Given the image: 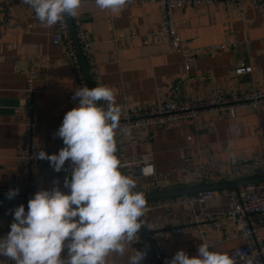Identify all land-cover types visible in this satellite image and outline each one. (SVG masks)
Returning <instances> with one entry per match:
<instances>
[{
  "label": "crops",
  "instance_id": "1",
  "mask_svg": "<svg viewBox=\"0 0 264 264\" xmlns=\"http://www.w3.org/2000/svg\"><path fill=\"white\" fill-rule=\"evenodd\" d=\"M228 1L227 6L188 5L170 13L172 25L178 30L185 49L221 47L195 58L188 72L179 55L167 52L157 5H125L113 12L101 10L96 3H82L77 16L83 19L94 43L93 56L100 82L113 89L117 104L123 109L121 116L154 111L166 100L236 98L255 91L264 94L263 12L253 7L259 0H244L241 7L234 5L236 0ZM0 5L5 8L0 13V24L5 30L0 38V187L23 189L24 170L14 158L26 120L24 103L28 69L35 64L41 67L39 78L32 83L36 155L41 149L49 155L58 154L64 147L63 140L53 138V133L68 112V92L77 88V81L64 57V48L52 44L54 26L48 28L33 19V10L22 0H13L11 5L0 0ZM242 67L249 68V72L236 74ZM206 73L211 75V81L206 80ZM77 104L78 100H75L73 108ZM147 133L153 136L150 144L138 145L136 142ZM115 137L119 144L126 146L121 154L122 162L131 163L146 155L151 157V163L131 168L135 175L146 177L137 182L135 191L144 193L145 187L153 185L152 174H168L158 181L163 186L182 180V186L166 189V192L229 184L246 179L196 185L189 177L174 171L184 165L186 159L192 160L191 165H197L260 155L264 103L256 109L216 111L170 126L150 127L147 131L133 128L130 134L121 131ZM65 177L66 163L60 172L54 171L48 160L35 164L34 180L47 189L58 180L64 192L67 190ZM219 191L222 190L213 191L216 196L206 202L204 211L215 213L226 209L227 199L218 195ZM192 216L193 212L185 207L152 211L142 229L147 233L177 226L188 222ZM9 231L10 224L0 217V237ZM225 236V241L217 245H213L217 238L214 232L203 239L192 231L158 242L164 246L167 256L180 249L195 256L201 243L208 244L210 251L220 252L242 245L233 230L226 229ZM261 237L264 240V232ZM133 250L132 245H126L125 256L110 254L107 264H126ZM0 260L6 258L0 257Z\"/></svg>",
  "mask_w": 264,
  "mask_h": 264
},
{
  "label": "clouds",
  "instance_id": "2",
  "mask_svg": "<svg viewBox=\"0 0 264 264\" xmlns=\"http://www.w3.org/2000/svg\"><path fill=\"white\" fill-rule=\"evenodd\" d=\"M129 0H95L101 10L122 9ZM36 18L51 28L63 24L65 17H76L82 0H22ZM73 100L78 104L68 111L53 138H61L64 147L58 154L40 150L36 159L48 160L56 172L70 162L71 179L65 177L66 194L53 181L51 189L38 190L28 201V210L20 204L6 236L0 237V264H107V257H124L126 245L139 242L146 198L135 191L136 181L119 170L116 156V130L121 128L123 112L116 95L108 86L76 88ZM103 101L106 107L99 102ZM19 189H10L13 199ZM201 243L195 256L178 250L165 264H237L227 253L210 251ZM62 252L66 255L62 257ZM147 250H133L126 264H142Z\"/></svg>",
  "mask_w": 264,
  "mask_h": 264
},
{
  "label": "built area",
  "instance_id": "3",
  "mask_svg": "<svg viewBox=\"0 0 264 264\" xmlns=\"http://www.w3.org/2000/svg\"><path fill=\"white\" fill-rule=\"evenodd\" d=\"M9 5L13 0H5ZM82 3H95V0H82ZM228 0H129L126 6H136L144 4L157 5L160 10L162 31L161 36L167 47L169 54L179 55L183 61L186 71L190 69V63L201 55H207L221 49L219 46L206 47L202 49H185L184 43L178 36V30L173 27L170 13L188 5H215L227 6ZM244 0H236L234 5L237 7L243 6ZM254 8H259L263 12L264 20V0H259L253 5ZM5 8L0 5V13H3ZM32 18L39 21L33 11ZM71 26L74 32V38L78 45L79 52L83 62L87 67L88 77L92 88L102 85L98 75V67L93 56L94 43L92 42L88 31L84 27L83 19L79 16L69 17ZM3 24V23H2ZM52 35V44L64 48V57L69 63L70 69L76 74L77 88L87 86V81L82 72L81 64L77 52L74 48L66 21L63 24L57 23L54 26ZM5 30L0 24V38L4 36ZM40 66L35 64L29 67L27 84L25 89L26 99L24 110L26 120L22 132L21 144L15 155V161L24 170V188L17 187H0V198H7V193L10 189H19V194L14 198L31 199L35 193L41 188H45L41 183L34 180V167L40 159H36L35 153V132L36 126L33 122L35 102L32 83L39 78ZM249 68H240L236 74L240 75L249 72ZM207 81H211V75L205 74ZM75 91V90H74ZM74 91L68 92V111L73 109L72 99ZM101 106L106 107V104L101 101ZM264 103V94L260 91H255L250 94L241 95L236 98L218 97L215 96L206 101H184L176 102L166 100L156 110L143 113L127 114L121 116L120 125L124 129L137 128L138 130H148L150 127H164L176 124L184 120H192L198 115L208 114L216 111H223L236 108H252L256 109ZM121 132V129H117ZM153 136L149 133L143 139L136 142L140 146H148ZM116 156L121 161L120 171L124 175L130 176L136 181L145 180L146 177L135 175L131 168L135 165H144L151 163L150 155H146L142 159L131 163L122 162L121 154L125 149L124 144H119L116 140ZM192 160L186 159L185 164L177 167L174 172H178L189 177L196 185H207L213 181L222 183L225 181L239 179H255L264 177V137H262V152L260 155H252L249 157H233L227 161L205 162L197 165H191ZM70 162L66 161V176L71 178ZM168 174H152L151 179L154 184L144 188V194H161L166 192V189L182 186L183 182L175 181L173 184L163 186L158 183L159 179L166 177ZM165 187V188H164ZM66 194L70 190L64 191ZM218 195L225 196L227 199L226 209L215 213H209L203 210V206L207 201L213 199L216 193L213 191H203L192 195L180 197L153 200L146 202L143 210V215L139 218L142 227L146 223L147 215L156 210H169L173 207H185L193 212L192 218L185 223L177 226H166L160 229L147 232L146 240L150 245L153 256L157 264H165L166 260H170L174 255L167 256L165 248L158 242L159 239H168L176 235H182L187 232H196L203 239L208 234L217 233V238L213 245L223 243L225 241L226 229H231L235 232L237 238L241 239L242 245L230 249L224 253L231 256L237 261V264H264V240L261 237L264 232V181L240 186L235 189H230L227 192L219 191ZM20 204L25 206V211L28 210V203H0V217L6 220L10 225L13 222L14 210ZM198 208V210H196ZM139 242L132 245L135 249H146L144 242L139 234ZM148 253V251H147ZM66 252H62V257ZM11 264H14L11 261ZM142 264H154L150 256L147 254L146 259Z\"/></svg>",
  "mask_w": 264,
  "mask_h": 264
},
{
  "label": "water",
  "instance_id": "4",
  "mask_svg": "<svg viewBox=\"0 0 264 264\" xmlns=\"http://www.w3.org/2000/svg\"><path fill=\"white\" fill-rule=\"evenodd\" d=\"M65 21L71 36V39L73 41L74 44V48L77 52V55L79 57L80 60V64H81V68H82V72L85 76V79L87 81L88 87L92 88V85L90 83V79L88 77V73H87V67L85 66L82 56L79 52L78 49V45L75 41L74 38V32L71 26V22L69 17H65ZM264 181V177L263 178H255V179H248V180H239V181H235L233 183H229V184H223V185H213V186H200V187H195L192 189H184V190H177V191H169V192H165V193H161V194H151V195H145L146 201H151V200H162V199H168V198H174V197H180V196H185V195H192V194H196L199 192H203V191H216V190H226V189H235L238 188L240 186H244V185H248V184H255V183H259V182H263ZM30 199H21V198H13V199H8V198H0V203H9V202H18V203H28ZM139 234L144 242V245L147 248L148 254L151 258V260L154 262V264H157V262L154 259L152 250L150 248L149 243L146 240V236L147 233L145 231H143V229L141 228L139 230Z\"/></svg>",
  "mask_w": 264,
  "mask_h": 264
}]
</instances>
